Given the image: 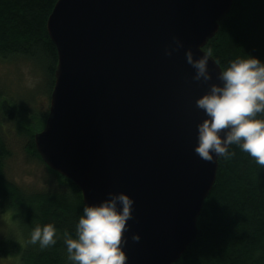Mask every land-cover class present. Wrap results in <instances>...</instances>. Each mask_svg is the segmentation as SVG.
<instances>
[{"label":"water","instance_id":"95a60500","mask_svg":"<svg viewBox=\"0 0 264 264\" xmlns=\"http://www.w3.org/2000/svg\"><path fill=\"white\" fill-rule=\"evenodd\" d=\"M233 0H57L46 20L57 63L48 116L35 133L43 163L70 180L82 203L111 192L134 200L128 264H173L195 240L218 159L194 153L203 113L194 58ZM184 44L164 54L172 37ZM209 68L215 81L218 66ZM132 232L141 240L131 242Z\"/></svg>","mask_w":264,"mask_h":264},{"label":"trees","instance_id":"16d2710c","mask_svg":"<svg viewBox=\"0 0 264 264\" xmlns=\"http://www.w3.org/2000/svg\"><path fill=\"white\" fill-rule=\"evenodd\" d=\"M56 1L0 0V61L18 62L38 76H33L39 84L37 91L41 89L48 106L33 105L35 91L21 89L23 99L27 96L24 100L7 89L0 91V210L9 212L17 232L15 237L0 240V256L13 264L14 257L17 264H70L62 234L67 230L75 237V225L84 208L80 190L43 163L33 142L47 119L54 85L57 55L46 20ZM208 49L220 67L248 56L264 63V0H233L217 33L203 47ZM4 81L0 80V86ZM35 111L43 113L38 125L32 119ZM3 121L27 140L28 156L54 177L56 187L29 191L8 178L9 149L1 130ZM229 151L235 155L218 159L212 190L196 222V238L173 264H264V167L236 146H230ZM37 224L56 227L55 245L41 249L39 244L29 243Z\"/></svg>","mask_w":264,"mask_h":264},{"label":"clouds","instance_id":"9594fccd","mask_svg":"<svg viewBox=\"0 0 264 264\" xmlns=\"http://www.w3.org/2000/svg\"><path fill=\"white\" fill-rule=\"evenodd\" d=\"M184 47L178 36L165 47L164 54L171 57ZM194 58L191 48L185 51L186 63L195 71L191 82L205 86L206 91L196 98L194 106L203 113L196 125L197 143L194 153L204 162L234 156L230 146H236L264 167V63L260 59L236 58L226 67L214 60L218 71L213 81L209 59L211 49ZM134 200L127 193L109 192L100 203L86 204L75 225V237L65 230L62 234L70 264H128L124 248L129 244L126 232L135 220ZM141 236L132 232L131 242L138 244ZM57 242V229L53 224H37L31 232L29 243L41 249Z\"/></svg>","mask_w":264,"mask_h":264},{"label":"rangeland","instance_id":"374dc122","mask_svg":"<svg viewBox=\"0 0 264 264\" xmlns=\"http://www.w3.org/2000/svg\"><path fill=\"white\" fill-rule=\"evenodd\" d=\"M20 66L21 65H19L18 62L0 61V80H5L3 83L4 86H0V91L7 89L13 97H19L21 100H24L27 97L25 96L23 99L21 89L22 91H35V99L32 101L33 105L40 107L39 104H41L44 107H48L47 103H45L46 99L41 89L37 91L39 84L34 77H39L34 75L29 68ZM19 108H21V112H26L25 108ZM27 111L29 112V110ZM42 116L43 113L40 111H35L32 115V119L36 125L40 123ZM12 128L13 126L10 123L3 121L1 130L3 134L6 135L7 146L9 149V155L6 159V172L8 178L21 189L24 188L29 191L56 187L58 184L54 181V177L49 175L45 168L36 162L35 158L28 156L25 148L27 140L23 136L19 137ZM9 217V212H2L0 210V240L10 235H14L15 237L17 234L16 227L13 226L15 222ZM11 221L14 222V224ZM17 237L19 238L20 235ZM13 260L14 264H17V259L15 257ZM0 264H13V262L11 260H5L0 256Z\"/></svg>","mask_w":264,"mask_h":264}]
</instances>
